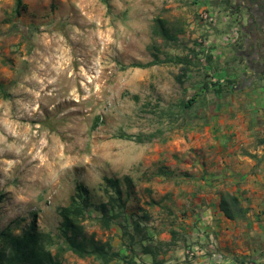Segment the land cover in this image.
Masks as SVG:
<instances>
[{"label":"rangeland","instance_id":"374dc122","mask_svg":"<svg viewBox=\"0 0 264 264\" xmlns=\"http://www.w3.org/2000/svg\"><path fill=\"white\" fill-rule=\"evenodd\" d=\"M23 2L16 18L15 0H0V84L11 95L0 99V229L13 221L26 228L36 213L39 230L56 235L59 210L82 184L94 205L87 237L127 256L129 238L118 223L106 230L95 220L97 206L115 196L112 179L127 202L137 264H172L187 258L188 249L204 251L201 236L209 226L199 200L189 198L207 190L200 164L216 161V122L201 118L209 106L214 113L216 95L211 90L206 101L204 89L229 77L236 78L233 85H264L243 55L245 13L235 0H110V7L101 0ZM219 9L240 18L238 40L232 53H209L217 60L207 67V53L190 49L207 30L200 15L221 16ZM157 18L167 21L177 42L154 39ZM154 54L157 66L126 68L151 62ZM133 221H141L140 233ZM145 246L158 252L156 260ZM66 259L98 264L72 253Z\"/></svg>","mask_w":264,"mask_h":264},{"label":"crops","instance_id":"0c3cea01","mask_svg":"<svg viewBox=\"0 0 264 264\" xmlns=\"http://www.w3.org/2000/svg\"><path fill=\"white\" fill-rule=\"evenodd\" d=\"M219 10L225 11L224 14H215L216 23L207 24V30L201 34L204 43L190 49L195 55L208 53L207 67L217 60L209 53H220L221 48L232 53L231 47L238 40V36L229 33L240 21H234L228 9ZM226 26L231 29L228 33L224 31ZM224 45L227 46L224 48ZM231 81L219 84L211 80L213 87L209 85L204 89L206 101L212 100L207 96L211 90L216 95L214 113L209 106L201 116L202 121L216 122V161L213 165L207 159L200 164V184L207 190L199 195L192 193L189 198L199 200L205 215L204 224L209 226L207 238L203 239L205 249L194 262L184 258V263L179 259L172 264H217L211 258V237L216 251L226 255L221 264H264V85H233ZM221 193L238 198L241 219L229 220L220 211Z\"/></svg>","mask_w":264,"mask_h":264},{"label":"trees","instance_id":"16d2710c","mask_svg":"<svg viewBox=\"0 0 264 264\" xmlns=\"http://www.w3.org/2000/svg\"><path fill=\"white\" fill-rule=\"evenodd\" d=\"M101 1L107 7H110V0ZM24 9L23 0H15L14 14L16 18L22 16ZM152 34L154 39L160 37L166 44L177 42L176 35L168 29L167 21L161 18L155 20ZM156 45L157 43L154 40V47ZM153 58V61L146 64L134 63L126 68L148 69L161 63L157 54H154ZM185 60L186 64L191 62L190 57H186ZM163 62L169 63L171 59H166ZM179 63L183 64L185 61L180 59ZM185 73L188 74V69H184ZM197 96L191 98L184 106L186 108L190 107L196 101ZM10 98L11 95L6 86L0 84V99L9 100ZM107 182L114 189L115 196L110 197L108 203H102L97 206L96 209L101 215L96 217L95 220L101 226H104L106 230L111 228L113 222L118 223L124 231V238H129L127 245L129 255L124 256L120 252L115 251L109 242L94 243L93 240L87 237L85 222L91 218L88 212L94 205L89 198V190L81 184L76 187L70 204L59 210L62 221L56 235L39 230L36 213H33V219L26 228H21L19 221H13L7 227L0 229V264H68L67 253H72L80 259H93L98 264H112L115 261L119 264H137L133 248L135 236L128 234L129 224L126 220L127 218L124 217L127 202L123 199L119 181L108 179ZM4 200L5 195L0 194V205ZM219 208L229 220L234 221L242 218V210L239 206L238 198L230 193H221ZM133 226L137 233L142 231L141 221H133ZM20 228L21 232L16 234V230ZM143 252L146 255L155 257V260L157 259L158 252H155L150 246H145ZM156 264L163 263L162 261H156Z\"/></svg>","mask_w":264,"mask_h":264},{"label":"flooded vegetation","instance_id":"af4514ba","mask_svg":"<svg viewBox=\"0 0 264 264\" xmlns=\"http://www.w3.org/2000/svg\"><path fill=\"white\" fill-rule=\"evenodd\" d=\"M246 17L242 24L243 55L253 79L264 77V0H235Z\"/></svg>","mask_w":264,"mask_h":264},{"label":"built area","instance_id":"2783aa9c","mask_svg":"<svg viewBox=\"0 0 264 264\" xmlns=\"http://www.w3.org/2000/svg\"><path fill=\"white\" fill-rule=\"evenodd\" d=\"M233 16L234 19H236V21H240L238 17V15L234 14ZM200 19L202 22L206 23V24H214L215 22V17L213 16V14L211 13H203L200 15ZM235 30L233 31V35L236 37L238 36V28H234ZM232 35V36H233ZM204 43V42H203ZM208 54V53H207ZM207 238V233L203 231V235L201 236V239H206ZM204 244V242H203ZM209 248L212 252V256L211 258L217 263V264H221L225 259H226V255L222 252H217L215 249V242L213 240V238H210V243H209ZM201 252H198L197 249H188L186 255H187V259L191 262H194L196 260V256L200 255ZM249 264H253L252 262H249Z\"/></svg>","mask_w":264,"mask_h":264}]
</instances>
